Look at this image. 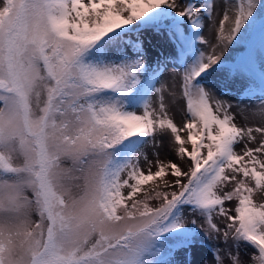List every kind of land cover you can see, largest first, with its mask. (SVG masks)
I'll return each instance as SVG.
<instances>
[{"label":"snow or ice","instance_id":"obj_1","mask_svg":"<svg viewBox=\"0 0 264 264\" xmlns=\"http://www.w3.org/2000/svg\"><path fill=\"white\" fill-rule=\"evenodd\" d=\"M19 3L22 25L31 18L54 33L45 52L78 67L106 118L126 137L122 150H140L139 174L129 185L154 181L170 189L177 197L172 210L197 227V209H215L208 215L213 231L220 228L213 219L219 216L264 247V126H252L241 113L253 102L264 104V95L256 97L250 87L248 103L233 104L209 82L246 28L255 36L253 46L264 49V17L258 15L264 0ZM169 65L173 70L163 77ZM241 66L253 67L245 60L230 70ZM146 145L156 159L145 156ZM160 147L167 159L160 158ZM161 178L167 183L160 185ZM189 210L197 217L190 222ZM186 225L174 224L168 232Z\"/></svg>","mask_w":264,"mask_h":264},{"label":"clouds","instance_id":"obj_2","mask_svg":"<svg viewBox=\"0 0 264 264\" xmlns=\"http://www.w3.org/2000/svg\"><path fill=\"white\" fill-rule=\"evenodd\" d=\"M19 8V0H0V264H157L161 237L187 224L172 210L176 195L154 181L129 185L140 150H122L126 137L78 67L45 52L54 33L31 18L22 25ZM241 113L264 126V104ZM197 212L198 228L233 246L218 250L216 264L225 256L228 264H264V247L238 224L213 231L215 209ZM241 241L254 249L247 261Z\"/></svg>","mask_w":264,"mask_h":264},{"label":"rangeland","instance_id":"obj_3","mask_svg":"<svg viewBox=\"0 0 264 264\" xmlns=\"http://www.w3.org/2000/svg\"><path fill=\"white\" fill-rule=\"evenodd\" d=\"M258 15L264 17V9H261ZM254 38L253 32L246 28L241 38L225 54V66L215 73L209 81L215 86L221 97L228 99L233 104L238 101L248 103L249 92L245 90L250 87L256 90V97L264 95V49L253 46ZM245 60L250 61L253 66L251 69L241 66L230 70L233 65L241 64ZM154 63L155 61H153V65ZM169 69H172L171 65L166 68L163 77L168 76L167 71L172 72L173 69ZM226 74H228V81L224 83ZM156 151L159 153L161 159L168 158L164 147H160ZM144 153L148 159H156L151 146L146 145ZM194 218L197 217L193 216L191 210H189L187 213L188 221L190 222ZM213 219L218 227L221 229L226 228L224 218L214 216ZM198 222L203 225L204 219L200 217ZM170 235L175 240V247L170 245V243L168 244L162 236L161 252L157 264H216L218 250H221V254L223 255L225 248L231 250L233 247L231 243L226 245L219 239L209 238L203 230L191 223L182 229L168 232V238ZM237 250L240 253L241 259L245 261L249 258L248 253L254 251L251 245L243 241L239 243ZM225 264H228L226 256Z\"/></svg>","mask_w":264,"mask_h":264},{"label":"trees","instance_id":"obj_4","mask_svg":"<svg viewBox=\"0 0 264 264\" xmlns=\"http://www.w3.org/2000/svg\"><path fill=\"white\" fill-rule=\"evenodd\" d=\"M179 236L181 237V235H179ZM183 236H187V235H183ZM171 237H172V235L169 236V238H171ZM163 238L168 242V244L170 243V245H173L175 247V240H173L172 238H171V240H169L167 233L163 235ZM176 242H179V241H176Z\"/></svg>","mask_w":264,"mask_h":264},{"label":"bare ground","instance_id":"obj_5","mask_svg":"<svg viewBox=\"0 0 264 264\" xmlns=\"http://www.w3.org/2000/svg\"><path fill=\"white\" fill-rule=\"evenodd\" d=\"M169 70H172V69H169ZM170 72V71H169ZM169 72L167 71V74H169Z\"/></svg>","mask_w":264,"mask_h":264}]
</instances>
